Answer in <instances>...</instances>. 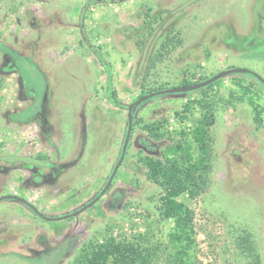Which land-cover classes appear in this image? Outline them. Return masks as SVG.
Wrapping results in <instances>:
<instances>
[{
  "label": "rangeland",
  "instance_id": "1",
  "mask_svg": "<svg viewBox=\"0 0 264 264\" xmlns=\"http://www.w3.org/2000/svg\"><path fill=\"white\" fill-rule=\"evenodd\" d=\"M259 16V0H0V192H13L0 196L24 198L51 218L92 201L69 217L44 219L17 199H1L0 264H55L62 246L69 250L59 264H75L84 248L108 236H140L157 247V264H175L174 221L163 216L162 188L139 162L158 157L172 140L151 139L142 126L166 119L176 140L206 109L213 121L209 180L196 198H177L193 212L190 260L264 264V86L250 74L134 106L122 160L100 195L123 147L127 107L140 94L226 67L264 78ZM186 103L191 112L180 119L175 112ZM44 112L57 143L46 141V127L40 131ZM30 117L41 146L20 122L10 125V118ZM143 138L155 148H145ZM243 238L257 256L243 253ZM58 244L46 259L43 250Z\"/></svg>",
  "mask_w": 264,
  "mask_h": 264
},
{
  "label": "trees",
  "instance_id": "2",
  "mask_svg": "<svg viewBox=\"0 0 264 264\" xmlns=\"http://www.w3.org/2000/svg\"><path fill=\"white\" fill-rule=\"evenodd\" d=\"M263 3L264 0H259V5ZM263 19L264 18L261 19V16H259L258 22L260 26ZM259 34L264 35V33ZM232 73L250 74L264 86V78L254 71L246 68L226 67L217 71L215 74H211L193 82L186 80L182 82L180 86L149 90L146 95L140 94L137 98L145 97V99H147L148 97L163 93L203 91L206 88H210L214 82L222 77ZM109 93L113 95L111 90ZM112 101L116 102V99L113 98ZM197 102L200 106L205 108L202 100H197ZM191 108V104L186 103L183 105L182 111H177L175 114L180 119H187L188 114L191 112ZM211 114V111L206 109L201 117L192 122L187 129L184 128L183 130L177 131L180 137L176 140L171 137L172 132L168 131L167 128L163 126V122H167L166 119L161 123L155 121L144 123L142 126L146 136L151 139L156 141L163 139L172 140L160 150L158 157L149 154L141 155L139 157V162L145 168L146 178L162 188V194L159 200L163 216L172 218L174 221L175 233L172 234L171 240L177 246V257L174 260L175 264H193L190 260V249L194 243L195 233L193 212L189 207L179 202L177 198L180 194L186 192L194 199L199 196L206 188L205 186H207L209 180L208 173L210 171L209 161L211 157L208 129L213 123ZM128 120L129 118L127 117V121ZM44 121L43 117L41 123L42 129L47 125ZM125 138L126 137H124V140ZM143 141L146 144L145 148L153 149V146L155 148V145L152 146L148 144L147 139L143 138ZM122 153L121 150L118 160L114 165L117 164ZM108 186L109 184L107 185L106 183L100 195L108 189ZM100 195L98 194L96 199L100 197ZM118 199H120V197L111 202L114 203L118 201ZM26 205L39 217L44 219L66 218L78 213V211H74L51 218L41 215L36 207L28 201H26ZM138 237L140 241H136L135 239L134 241L118 240L112 236L105 237L96 242L93 241L94 243L92 242L93 244H91L89 249L86 247L81 251L80 255L75 260V264H157V260L159 259L157 247L152 246L150 248V246L144 245V243H142V238H140V236ZM242 242L244 243L241 247L244 251L243 253L252 255L253 257L257 256L253 247L254 242H250L245 238H243ZM60 246L61 244H58L56 248H45L43 252L45 253L44 256L46 259L53 254L54 250L56 252ZM62 247L63 250L61 252L58 251L59 259L55 264H59L61 258L68 253L69 246Z\"/></svg>",
  "mask_w": 264,
  "mask_h": 264
},
{
  "label": "crops",
  "instance_id": "3",
  "mask_svg": "<svg viewBox=\"0 0 264 264\" xmlns=\"http://www.w3.org/2000/svg\"><path fill=\"white\" fill-rule=\"evenodd\" d=\"M35 109L37 110V107H35ZM45 109V108H44ZM9 120H11V122H10V125L13 123V124H15V122H20V128H22L23 130H24V132H26V131H28V132H30V133H32L33 132V135H36V136H38L37 137V145H39V146H41V143H40V141H41V139H40V137H39V127H38V124L36 123V118H34V117H30V118H27L26 120H19V121H15V120H13V118H10ZM44 122H46L47 123V125H46V130H45V135H46V141L48 140V142H53V143H57V139L54 137V133L52 134L51 133V131H52V128H53V126H52V124H51V122H50V119L48 120L47 118H46V113L44 112ZM40 121V129L42 128L41 127V123H42V121H41V119L39 120ZM9 128H10V130H12L13 129V127L12 126H9ZM43 129H41L40 131H42ZM48 131V132H47ZM24 139V138H23ZM25 139H26V137H25ZM30 144V143H29ZM49 145H50V147L52 148V149H54L53 148V146H51V144L49 143ZM36 147V143H35V145H34V148ZM45 148H47V147H45ZM20 155H22V157H32V155L31 154H27V153H25V152H23V153H20ZM35 155V154H34ZM33 155V156H34ZM13 193L12 191H10L9 190V188L8 189H2V191L0 192V195L1 194H3V193ZM9 195V194H8Z\"/></svg>",
  "mask_w": 264,
  "mask_h": 264
},
{
  "label": "water",
  "instance_id": "4",
  "mask_svg": "<svg viewBox=\"0 0 264 264\" xmlns=\"http://www.w3.org/2000/svg\"><path fill=\"white\" fill-rule=\"evenodd\" d=\"M144 99H145V97H140V98H138L137 100H135L134 102H132L131 104H129L128 107H127V111H128L127 117L129 118V120L127 121V122H128V126H127V130H126V136H125L126 138H125L124 143H123L122 151H123L124 148H125V144H126V142H127V139H128V137H129V134H130V129H131V111H132V108H133L134 106L138 105L139 103H141L142 101H144ZM122 157H123V153H122V155L120 156L119 161L117 162V164L114 165L115 167H113L114 169L112 170V174H111L110 177H109V180H108V182H107V185L110 183V180H111V178H112V176H113V174H114L116 168H117L118 165L120 164V162H121V160H122ZM5 198H6V199H17V200H19V201H21V202H23V203L26 204V200H25L24 198H19V197L14 196V195H2V196H0V200H1V199H5ZM91 204H92V201L89 202L87 205H85V206L81 207L80 209H78V212L81 211V210H83V209H85L87 206H89V205H91Z\"/></svg>",
  "mask_w": 264,
  "mask_h": 264
}]
</instances>
